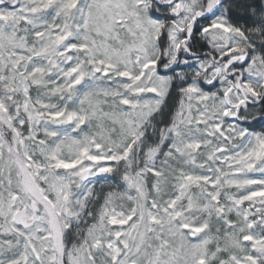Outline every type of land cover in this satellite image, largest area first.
Here are the masks:
<instances>
[{
  "label": "snow or ice",
  "instance_id": "snow-or-ice-1",
  "mask_svg": "<svg viewBox=\"0 0 264 264\" xmlns=\"http://www.w3.org/2000/svg\"><path fill=\"white\" fill-rule=\"evenodd\" d=\"M0 264H264V0H0Z\"/></svg>",
  "mask_w": 264,
  "mask_h": 264
}]
</instances>
